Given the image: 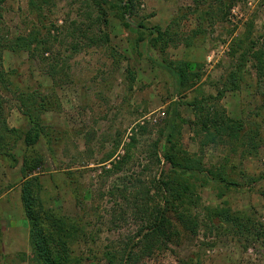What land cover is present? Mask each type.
I'll return each mask as SVG.
<instances>
[{"label":"rangeland","instance_id":"rangeland-1","mask_svg":"<svg viewBox=\"0 0 264 264\" xmlns=\"http://www.w3.org/2000/svg\"><path fill=\"white\" fill-rule=\"evenodd\" d=\"M46 1L37 11L31 10L29 0L2 4V37L27 34L36 27L48 49L36 55L5 50L3 67L18 73L17 85L40 90L59 105L43 116L56 140L52 151L44 140L38 143L46 158L41 180L53 197L52 205L82 219L84 235L74 248L85 257L84 264H109L107 251L120 253L137 240L144 221L137 197L146 201L153 196L154 179L169 171L163 160L156 163L150 155L170 113L177 108L185 121L179 119L184 122L181 143L189 152L200 153L203 136L195 133L196 116L187 101L218 95L249 37L264 34V0H235L233 5L230 0H136L131 13L114 9L105 17L90 0ZM125 18L134 24L125 26ZM141 23L169 28L172 39L165 52L137 40L136 25ZM199 25L204 34L187 49L185 39ZM233 49L239 53L235 57ZM163 57L200 62L201 80L179 89L175 78L158 65ZM253 76L240 91L210 99V105L247 123L256 119L264 102ZM2 95L8 118L18 117L14 92ZM19 117L20 127L27 129L23 115ZM225 139L205 146L204 162L207 168L224 170L238 185L220 196L218 183L199 180L201 200L191 208L196 232L184 227L171 210L172 238L166 248L145 257V263L186 264L194 258L200 264H264V176L250 183L253 176L264 175V140L258 152L249 153L243 141ZM16 154V168L0 160V264H36L24 231L29 232V225L23 222L20 148ZM147 189L149 195L144 194ZM225 205L250 217L253 232L263 231V236L238 235L207 209Z\"/></svg>","mask_w":264,"mask_h":264},{"label":"trees","instance_id":"trees-1","mask_svg":"<svg viewBox=\"0 0 264 264\" xmlns=\"http://www.w3.org/2000/svg\"><path fill=\"white\" fill-rule=\"evenodd\" d=\"M194 1L200 3L199 0ZM234 1L230 0V4L233 5ZM4 2L5 0H0V8ZM47 2L29 0V6L32 11H37ZM90 2L92 8L98 9L102 17L114 9L131 13L136 6V0H90ZM196 10L198 8L194 9ZM94 23L95 19L92 20V24ZM124 24L130 27L134 22L125 18ZM136 26L139 30L138 41L146 40L150 48L158 49L161 53L169 47L172 39L169 28L163 30L160 27H147L142 23ZM203 34L204 30L199 25L193 30L192 35L185 39L186 48L191 50L195 45V39L202 37ZM42 35L41 30L36 27L30 29L27 34H16L8 38L0 35V160L16 168L20 163L16 150L20 148L22 151L21 199L24 216L29 225L32 261L36 264H84L85 257L77 254L74 248L84 235V229L80 225L82 219L68 215L62 207L52 205L53 197L47 192L41 180L46 158L38 149V143L44 140L45 145L52 151V144L56 140L50 130L52 126L46 123L43 116L60 107L40 90L17 85L14 76L18 73L15 70L7 71L3 67L5 50L15 54L24 51L31 55L45 53L48 49ZM248 40L249 45L240 54L233 49L232 55L235 57L239 54L238 60L223 77L218 95L202 99L195 97L187 101L196 116V120L193 121L195 133L203 136L200 141V153H191L184 147L180 135L181 124L185 121L181 119L177 108L170 113L165 127L160 131V137L152 145L150 155L156 163L163 160L169 166V171L163 170L161 175L154 179L153 196H148L146 201L142 199L144 197L141 199L137 197L138 204L142 200L138 210L144 220L136 235L137 240L127 243L120 253L107 251L105 256L109 264H147L143 261L145 257H151L156 250L166 248L173 234V223L169 215L171 210L176 213L184 227L196 232L197 218L191 212V208L201 200L199 180L209 179L218 183V188L221 189L220 196L225 190L238 185L236 179L227 175L224 170L207 168L203 150L205 146L217 142L218 139L226 141L225 138L243 141V146L249 153L258 152L263 143L264 106H260L255 112L256 119L247 123L243 119L228 116L224 108L220 110L210 105L212 101L210 99L220 100L227 92L240 91L242 84L247 83L253 75H255L253 86L261 94L264 102V34L258 39L249 37ZM238 45L242 46L240 43ZM158 65L175 78L179 89L187 90L202 78V64L191 59L169 60L163 57ZM2 92H14L19 109L29 126L27 129L9 125L6 101ZM179 119L184 122L180 123ZM263 176H253L250 183ZM147 192L149 195V189L144 194ZM207 209L222 225H228L230 230H234L238 235L254 237L253 239L263 236V231L253 232L256 226L250 217L233 211L228 205ZM196 260L197 262L190 258L186 264H200L198 259Z\"/></svg>","mask_w":264,"mask_h":264},{"label":"crops","instance_id":"crops-1","mask_svg":"<svg viewBox=\"0 0 264 264\" xmlns=\"http://www.w3.org/2000/svg\"><path fill=\"white\" fill-rule=\"evenodd\" d=\"M12 111H14V109L12 110ZM17 112H18V117H16V116H13L14 114H12V117L13 118H11V117H9L8 118V123H9V125L11 126V127H20V124H21V120H22V118L21 117H19V115L21 116V111H20V109L17 107ZM21 113V114H20ZM17 123V124H16ZM23 222H25V225H27V220L26 219H23ZM25 232H27L26 233V235L28 236V231H26V230H24ZM25 235V236H26Z\"/></svg>","mask_w":264,"mask_h":264}]
</instances>
